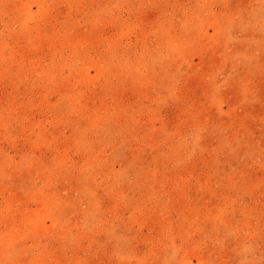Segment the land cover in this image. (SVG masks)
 Segmentation results:
<instances>
[{
  "label": "rangeland",
  "instance_id": "rangeland-1",
  "mask_svg": "<svg viewBox=\"0 0 264 264\" xmlns=\"http://www.w3.org/2000/svg\"><path fill=\"white\" fill-rule=\"evenodd\" d=\"M0 264H264V0H0Z\"/></svg>",
  "mask_w": 264,
  "mask_h": 264
}]
</instances>
